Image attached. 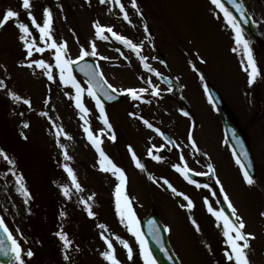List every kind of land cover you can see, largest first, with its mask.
Instances as JSON below:
<instances>
[{
  "label": "rangeland",
  "instance_id": "obj_1",
  "mask_svg": "<svg viewBox=\"0 0 264 264\" xmlns=\"http://www.w3.org/2000/svg\"><path fill=\"white\" fill-rule=\"evenodd\" d=\"M31 2V11L37 17L38 23H43V9H51L53 38L57 42H67L69 58L77 60L81 47L91 52V42L95 41L97 56L89 55L85 58L98 64L108 83L117 89L139 88L148 87L144 81L151 79L162 91L160 84L143 69L134 53L111 38L110 34H106L109 35L108 40H98L95 37L93 22L99 21L103 26L113 27L118 34L124 35L134 43L142 44V55L148 58L147 62L152 68L162 72L153 45L143 31L142 20L132 9L129 0H121V3L125 5L131 23L123 20V14L114 3L101 5L99 0ZM137 2L148 18L153 33L156 34L157 45L164 53L168 66L179 81L183 97L188 100L196 115L197 129L193 136L200 150L206 155L210 154V160L217 166L215 181L223 182L226 192L234 202L232 204L246 224L245 232L254 233L256 236V239L250 242L254 264H264V217L260 215L264 212V50H258L257 57L262 73L256 86L259 92L251 104L246 101L247 108H240L239 111L237 104L241 101V90H244L248 99L249 94L253 92L251 90L254 83L242 87L246 83V76L241 71V62L247 63L246 57L242 49L236 52L232 50L236 47L234 33L225 22L223 13L211 0ZM242 3L264 37V0H242ZM21 5L22 0H0V14L8 8L17 10L20 13L19 22L28 24L37 46L44 47L39 40V32L32 27ZM15 25L16 21L10 20L0 28V65L5 66L0 68V80H3L6 86L0 87V148L15 160V168L12 169L0 157V217L5 220L23 249L31 248L35 253L27 264H107L100 255L106 250L101 232L112 239L121 264H143L135 237L121 224L116 214L114 190L118 182L110 173L99 170L98 155L83 132V122L79 119L74 101L70 99L75 94L74 90L70 86L60 84L51 51H33V56L27 58ZM197 53L204 63L200 62ZM100 56L108 59L100 60ZM38 59H44L53 65V81H49L43 70L35 65L31 68L26 66ZM193 64L198 71L193 70ZM73 75L82 87L87 88L81 78L74 73ZM200 75H203V81ZM206 81L227 93L231 106H235V114L246 130L255 161L257 188L254 184L249 187L244 182L233 156L220 144L224 139L218 132L212 112L208 114L202 104L205 103L203 91ZM9 91L18 95L20 100L13 101L7 95ZM25 99L30 101L31 107L23 103ZM144 99L151 103L132 101L123 95L120 105L105 108L117 137L113 142L109 139L110 133L98 119L99 113L94 101L86 95L84 97L90 110L88 119L92 131L99 134L104 130L101 137L103 150L127 175L126 192L132 201L138 221L146 217L152 209L156 211L161 221L171 229L167 232L168 239L172 242L170 246L182 264H229L224 255L227 245L223 231L217 223L211 221L213 216L205 204L207 200L208 205L216 210L213 201L200 189L195 190L198 195L190 196L184 185L179 186L171 181L174 177L171 171L173 165L184 166L180 160L181 156L190 170H204L200 158L188 142L189 121L170 108L171 105L167 101H157L150 95V91L145 94ZM41 112H47L48 115L41 116ZM130 112L147 119L155 128L167 131L177 142V151L166 148L159 135L147 128L142 120L130 116ZM50 121L62 126L72 137L70 140L61 137L60 141L66 145L71 160L64 161L61 150L56 145L55 129ZM25 122L29 124L28 128H23ZM21 132L28 137L27 140L21 137ZM129 145L139 159H144V163L142 159L141 163L148 172L136 168L128 151ZM150 148L154 149V155L161 156L160 152L164 151L166 156H161L160 161L153 160L148 155ZM64 163L74 169L85 189L81 195L87 198L95 194L94 200L91 201L94 218H90L83 206L79 205L77 195L74 194L72 200L62 196L59 185L70 186L62 167ZM12 171L23 176L24 183L31 193L32 199L27 204L17 191L16 178ZM149 174L156 183L147 179ZM164 179L178 192L187 195L196 211L206 214L207 220L199 217L197 213L183 217L182 210L189 213L195 211L187 209L183 196L174 195L167 185L163 184ZM62 209L66 212L64 218L59 215ZM192 220L199 225V232L196 231ZM101 223L107 225L106 232L98 227ZM61 228L72 241L70 262L64 260L61 242L54 235ZM114 236L128 241L133 249L132 260L128 259L127 250L113 239ZM25 259L27 260L26 257Z\"/></svg>",
  "mask_w": 264,
  "mask_h": 264
},
{
  "label": "snow or ice",
  "instance_id": "obj_2",
  "mask_svg": "<svg viewBox=\"0 0 264 264\" xmlns=\"http://www.w3.org/2000/svg\"><path fill=\"white\" fill-rule=\"evenodd\" d=\"M101 5H105L108 3H114L116 6L119 7L120 13L123 14V20L131 23L129 18V13L125 9V5L121 3V0H99ZM211 3L215 5L217 9H219L224 16L225 22L230 26L232 29L234 36L233 39L235 41L236 47L232 50L236 52L237 50H241L243 55L246 57V66H244V71L247 73L248 76V84L251 86L253 83L256 82L258 76H260L261 70L258 68L256 60L253 57L252 49L249 46V40L245 38L243 28L241 27V23L237 21V18L232 15L231 12L228 11L227 8L224 7L221 0H211ZM228 3L231 4L236 12L240 14V21L247 22V13L242 7L241 4H238L236 0H228ZM22 8L26 11L28 19L31 21L32 27H34L39 32V40L44 44V47L37 46V42L34 38H32V32L30 31L29 25L23 22H19L20 13L17 10L12 8H8L2 14H0V28H3L10 20L16 21V27L19 30V37L18 39L22 43L26 53L27 58H31L33 56V51L37 53H43L46 50L51 51L52 58L55 61L54 67L58 70L59 75V82L63 86H70L75 94L70 97L74 101V107L77 109L79 113V119L83 122V132L86 135V139L91 144V146L95 149L98 160L97 164L99 166V170L104 173H110L112 176L115 177L117 180V184L114 190V197H115V208L116 214L119 217L121 224L127 229V231L136 239L137 244L139 245V254L141 259L143 260V264H156V259L152 254V251L148 247V243L144 238L140 228H139V221L136 215V212L133 209L132 201L129 195L126 192V185H127V175L124 169L117 166L112 159L106 154V152L102 148L103 140L101 137L104 135V130L102 129L99 134L94 133L91 129L90 121L88 119L90 115V110L86 106L84 97L85 95L91 98L92 101L95 103V107L99 113L98 119L103 124L104 129L107 130L109 135V139L113 142L116 141V134L113 131V126L111 125L108 115L105 110L104 101H111L116 99V94L119 95H126L132 101H140L142 103H151L149 100H145V94L149 93L152 97H159L161 95L160 89L153 84L151 79H147L144 82L148 85V87H139V88H127V89H117L105 79L103 73L99 71V66L97 65L96 69H92L91 65H84L80 67V71L84 73L85 76L88 77L87 88L81 86V84L77 81L76 77L73 75L72 67L74 64H78L79 61L83 60L85 57L89 55L96 57L97 56V49L95 41L91 42V52L86 50L84 47H81L79 51L78 60H72L69 58L68 55V46L67 42H57L53 38V12L50 8L45 7L43 9V23L37 22V17L34 16L31 9L33 8V4L31 0H22ZM62 7V6H61ZM131 7L135 9L137 13H140V9L137 3V0H131ZM111 10V9H109ZM92 27L95 30V37L98 40H108L110 34L111 38L121 44L124 48L128 49L130 52L134 53L139 60L141 66L146 72H149L155 75L157 78L161 77V73L156 69L152 68L151 65L147 62L148 58L142 55V44L134 43L131 39L125 37L124 35L118 34L114 31L113 27L111 26H103L100 24L99 21L93 22ZM144 32L146 35L149 33V26L147 24L144 25ZM119 51V49H117ZM123 55V53H121ZM197 57L200 59L201 63H204L202 57H199L197 53ZM100 60H106L108 57L100 56ZM189 63L191 64L192 61L190 60ZM35 67L43 70L44 74L47 76L49 81L54 80V73H53V65L46 62L44 59L33 60L32 62L28 63L27 67ZM4 65H0V68H4ZM194 71H198L195 65H192ZM6 70V69H5ZM144 80L143 77H141ZM201 81L204 80L203 75H200ZM0 87H6L4 85V81L0 80ZM171 89L169 88V91ZM205 92H208L207 86L205 85ZM67 94V93H66ZM7 95L13 101H19L20 97L16 95L14 92L9 91ZM211 102V97H210ZM25 105L31 107V103L29 100L25 99L23 101ZM48 103V101H45ZM41 116H47V112H41ZM130 116L142 120L143 124L151 129L152 131L156 132L158 135L163 137L167 143H171L175 146V141L169 140L167 137H164V133L161 132L160 129L155 128L147 119L143 117H138L136 113L130 112ZM183 115L187 116L188 113L184 112ZM51 122V121H50ZM52 123V128L55 129V137H56V145L61 150L63 155L64 161L71 160V157L68 153L66 145L62 144L61 137L64 139H72V137L63 129L62 126L56 125L54 122ZM23 128H28L29 124L27 122L23 123ZM21 137L27 140V136L21 132ZM188 141L191 144V147L194 152L198 151L196 142L193 139V133L190 130L188 133ZM227 143V141H225ZM128 151L131 154V158L136 166L140 171H145V165L141 163L140 159L137 157V154L133 150L132 146H128ZM148 155L156 161H160L162 159L159 155H154V149H149ZM0 157L3 158L4 161L7 162L8 165L11 166L12 169L15 168V160L12 159L4 149L0 148ZM233 157L236 161V164L240 167V170L243 175L244 182L251 187L255 183L254 177L250 174L249 169L251 168V164H245L242 162L241 157H243L244 161H247L248 154L246 151L241 149L239 155L234 151ZM181 163L184 164L181 167V164L173 165L175 171H177L188 183H195L190 177L191 175H205V173H192L188 168L187 164L184 163V157H180ZM64 172L67 174V177L70 181L69 184H60V192L62 196L67 200H72L73 195H77L79 197L78 203L79 205L83 206V210L87 213L90 218L95 217V213L93 211L91 201L94 200V193L89 195L87 198H84L81 194L85 191L83 186L78 180V176L75 173L74 169L68 164L64 163L62 165ZM208 172L214 174L215 170L211 164L207 165ZM12 174L16 178V185L18 193L24 197V203L27 204L29 200L32 199L31 193L29 192L26 184L24 183V178L22 175H16L15 171H12ZM149 180H152L154 183L156 181L149 174ZM220 181L217 180V184ZM163 184L167 185L168 189L176 196H183V199L187 201V208L190 211L193 207V202L189 199L187 195H184L181 192H178L177 189L167 180H163ZM197 187L201 185L197 184ZM203 187L207 188L208 185L205 184ZM223 188L221 187V192L223 193ZM224 203L227 204V207L230 211L231 219L229 215H226L223 209L219 211L214 210L211 205H208V201L205 200V204L208 207V212L215 217L217 221V226L219 227L222 223L223 225V236L225 239V244L227 245V249L224 253L226 260L229 264H252L250 259L249 252L251 250V241L256 239L254 233L245 232L246 224L243 218L237 213V209L234 207L232 202L230 201L227 194H224ZM185 205H181L184 207ZM61 218L66 216V212L62 209L59 213ZM260 215L264 217V212H261ZM191 219V218H190ZM192 223L197 232L200 231L199 225L196 223L195 220H192ZM153 228L150 232L155 243L159 246L160 250L167 255V251L164 247L163 241L160 237V229L155 227V222H152ZM98 227L103 229L105 232L107 231V225L101 223L98 224ZM164 232H170L171 229L167 226L163 227ZM0 232L4 235L0 236V254L4 256H8L9 252L12 253V258L14 260V264H27L28 260L35 255L31 248L25 250L23 249L22 245L19 243L17 238L14 237L12 231H10L9 227L5 223V220L0 217ZM54 235L58 238L61 242L62 248L61 251L63 253V258L65 261H71V248H72V241L70 240L68 234L61 230L54 233ZM101 239L104 241L106 245V250L100 253L101 257L107 264H121V261L117 258L116 249L113 245L112 239L108 236L104 235V232L100 234ZM5 237L10 244V247L6 246L5 244ZM113 239L117 241L124 249L127 250L128 259H133V249L129 245L127 240L122 239L120 236H114ZM26 242V241H25ZM79 249H77L78 251ZM27 258V260L25 259Z\"/></svg>",
  "mask_w": 264,
  "mask_h": 264
},
{
  "label": "water",
  "instance_id": "obj_3",
  "mask_svg": "<svg viewBox=\"0 0 264 264\" xmlns=\"http://www.w3.org/2000/svg\"><path fill=\"white\" fill-rule=\"evenodd\" d=\"M221 2L233 14V16H235L237 18V21L239 23H241V27L243 28V30L246 31V34L251 39H258L257 38L256 31L251 26L250 20L248 18H246L247 19V22L240 21V14L238 12H236L235 8L231 4L228 3V0H221ZM236 2L238 4H240L238 0H236ZM149 35H150L151 39H154V36L150 32H149ZM85 65H91V64L89 62H86ZM92 69H95V68L92 66ZM84 77H85L86 80H88V77L87 76L84 75ZM209 93H210V95H211V97L213 99H216L217 98L216 93L212 89L209 90ZM118 101H119V99L116 98V99H114L112 101V103H115V102H118ZM222 117H224V115H222ZM3 235L4 234L2 232H0V236H3ZM5 244H6V246L10 247V244L7 241V238L6 237H5ZM153 250H154L153 253H155V255H156L155 257L159 260L160 264H167V263H165L163 261L162 257L157 253V251L154 248H153ZM13 261L14 260L12 258V253L11 252H9L8 256H4V255L0 254V264H13ZM174 264H176V263L174 262Z\"/></svg>",
  "mask_w": 264,
  "mask_h": 264
}]
</instances>
